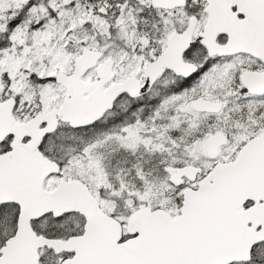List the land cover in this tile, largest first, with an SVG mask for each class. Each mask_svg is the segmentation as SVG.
Wrapping results in <instances>:
<instances>
[{
	"label": "snow or ice",
	"instance_id": "obj_1",
	"mask_svg": "<svg viewBox=\"0 0 264 264\" xmlns=\"http://www.w3.org/2000/svg\"><path fill=\"white\" fill-rule=\"evenodd\" d=\"M0 264H264V0H0Z\"/></svg>",
	"mask_w": 264,
	"mask_h": 264
}]
</instances>
